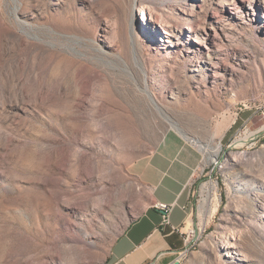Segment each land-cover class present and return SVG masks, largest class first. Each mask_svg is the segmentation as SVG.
I'll use <instances>...</instances> for the list:
<instances>
[{
    "label": "rangeland",
    "instance_id": "rangeland-1",
    "mask_svg": "<svg viewBox=\"0 0 264 264\" xmlns=\"http://www.w3.org/2000/svg\"><path fill=\"white\" fill-rule=\"evenodd\" d=\"M169 130L207 148L176 263L264 264V0H0V264H107Z\"/></svg>",
    "mask_w": 264,
    "mask_h": 264
},
{
    "label": "crops",
    "instance_id": "crops-1",
    "mask_svg": "<svg viewBox=\"0 0 264 264\" xmlns=\"http://www.w3.org/2000/svg\"><path fill=\"white\" fill-rule=\"evenodd\" d=\"M203 163L201 149L176 130L163 134L132 174L148 195L142 212L115 241L107 264H175L187 249L192 184ZM172 206L168 222L154 204Z\"/></svg>",
    "mask_w": 264,
    "mask_h": 264
},
{
    "label": "bare ground",
    "instance_id": "bare-ground-1",
    "mask_svg": "<svg viewBox=\"0 0 264 264\" xmlns=\"http://www.w3.org/2000/svg\"><path fill=\"white\" fill-rule=\"evenodd\" d=\"M263 128V127H262ZM258 133L255 132H251V133H246V135L242 138H240L239 140L236 141V144L238 146H243L245 145L248 141L252 140L253 138H255L257 136ZM198 144V143H197ZM200 148H201V151L204 153L207 151V148H204L203 146L200 145ZM220 149V147H218V150ZM218 150L215 151V154L214 156H216L218 154ZM154 208L157 209V206H158V202L155 203L154 205Z\"/></svg>",
    "mask_w": 264,
    "mask_h": 264
},
{
    "label": "built area",
    "instance_id": "built-area-1",
    "mask_svg": "<svg viewBox=\"0 0 264 264\" xmlns=\"http://www.w3.org/2000/svg\"><path fill=\"white\" fill-rule=\"evenodd\" d=\"M157 210L162 213V216L164 218V222H168L169 214L172 210V206L166 203H160L158 202Z\"/></svg>",
    "mask_w": 264,
    "mask_h": 264
},
{
    "label": "water",
    "instance_id": "water-1",
    "mask_svg": "<svg viewBox=\"0 0 264 264\" xmlns=\"http://www.w3.org/2000/svg\"><path fill=\"white\" fill-rule=\"evenodd\" d=\"M177 264V263H176Z\"/></svg>",
    "mask_w": 264,
    "mask_h": 264
}]
</instances>
